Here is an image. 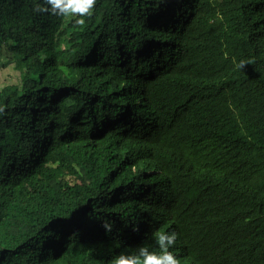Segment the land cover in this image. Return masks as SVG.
I'll return each mask as SVG.
<instances>
[{
  "label": "trees",
  "instance_id": "obj_1",
  "mask_svg": "<svg viewBox=\"0 0 264 264\" xmlns=\"http://www.w3.org/2000/svg\"><path fill=\"white\" fill-rule=\"evenodd\" d=\"M35 2L0 0V264L171 230L180 264H264V0Z\"/></svg>",
  "mask_w": 264,
  "mask_h": 264
},
{
  "label": "clouds",
  "instance_id": "obj_2",
  "mask_svg": "<svg viewBox=\"0 0 264 264\" xmlns=\"http://www.w3.org/2000/svg\"><path fill=\"white\" fill-rule=\"evenodd\" d=\"M96 4V0H36L33 11L36 13H47L57 17H72L74 23L83 24L85 17L90 16ZM126 56V55H125ZM125 60V57H123ZM241 59L237 63L242 68L245 63ZM106 232L111 231L112 225H102ZM155 249L146 244L139 245L135 251L120 253L112 257L110 264H180L179 258L174 254V245L178 240V233L171 231H156L152 233Z\"/></svg>",
  "mask_w": 264,
  "mask_h": 264
},
{
  "label": "rangeland",
  "instance_id": "obj_3",
  "mask_svg": "<svg viewBox=\"0 0 264 264\" xmlns=\"http://www.w3.org/2000/svg\"><path fill=\"white\" fill-rule=\"evenodd\" d=\"M2 63H5V65ZM14 81L15 74L13 68L10 63L4 62L0 57V88L5 84L13 83Z\"/></svg>",
  "mask_w": 264,
  "mask_h": 264
}]
</instances>
